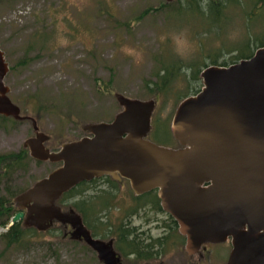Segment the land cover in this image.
<instances>
[{
	"label": "rangeland",
	"instance_id": "rangeland-1",
	"mask_svg": "<svg viewBox=\"0 0 264 264\" xmlns=\"http://www.w3.org/2000/svg\"><path fill=\"white\" fill-rule=\"evenodd\" d=\"M177 1L0 0V48L10 67L4 79L8 95L22 115L36 120L39 132L46 136L45 147L57 150L64 141L89 136V123L112 120L122 109L117 94L154 99L147 138L162 146H179L170 131L179 103L152 95L153 58L163 53L186 64L211 65L213 59L216 64L229 63L239 52L237 47L245 50L249 41L255 50L258 40L264 41V7L248 19L251 5L246 9L244 0L242 5L232 3L210 33L191 12L166 18ZM34 136L29 119H0V153L20 150ZM60 165L59 161L33 159L25 170L15 171L8 179L0 177V194L12 192L13 199ZM127 191L125 185H116V195L126 196ZM77 199L64 200L62 207ZM119 202L121 210L115 209L110 218L116 225L125 221L130 208V200ZM141 215L132 217V223L148 226ZM8 226L0 224V264H103L86 245L64 236V224L57 220L37 235H29L22 247L5 244L2 235ZM220 259L193 263L222 264Z\"/></svg>",
	"mask_w": 264,
	"mask_h": 264
},
{
	"label": "water",
	"instance_id": "water-1",
	"mask_svg": "<svg viewBox=\"0 0 264 264\" xmlns=\"http://www.w3.org/2000/svg\"><path fill=\"white\" fill-rule=\"evenodd\" d=\"M9 65L0 48V115L29 119L35 136L25 141L36 160L61 162L15 197L10 224L45 230L53 220L69 224L105 264L119 261L110 243L92 238L80 215L56 200L84 180L125 178L135 194L157 189L162 208L177 222L186 250L231 238L225 264H264V45L248 58L208 65L202 87L183 98L170 123L176 148L147 138L154 99L117 94L122 109L110 121L89 123L90 136L44 145L36 120L22 115L8 95Z\"/></svg>",
	"mask_w": 264,
	"mask_h": 264
},
{
	"label": "trees",
	"instance_id": "trees-1",
	"mask_svg": "<svg viewBox=\"0 0 264 264\" xmlns=\"http://www.w3.org/2000/svg\"><path fill=\"white\" fill-rule=\"evenodd\" d=\"M246 9L251 5V11L248 10V19L253 18L255 13L264 7V0H244ZM236 3L237 5H242V0H178L176 3V8H172L170 6V10L167 11L166 18L179 16L183 12H191L189 15L197 16L200 18L201 27H206L208 31L211 33L212 30L218 27L219 22L218 18L223 14V11L227 8L232 7ZM246 12V11H245ZM168 17V18H169ZM205 22V24H203ZM203 24V25H202ZM215 27V28H214ZM218 29V28H217ZM220 30V29H219ZM218 30V31H219ZM220 32V31H219ZM262 39L258 40V43L255 47H261L264 45V41ZM256 43V41H255ZM236 48V46H234ZM251 45L245 50H242L237 47L239 51L230 62H223L220 64H216L214 59L211 62V65H228L234 63L242 58L250 57L255 50H251ZM229 49V48H227ZM236 50V49H234ZM230 51V49H229ZM154 66L151 69L150 73V81H151V93L156 98H163L164 100H168L170 97L174 101V104H178L183 98L197 93L201 88V70L208 66L207 63L203 62H192V63H184L178 58H173V55L165 56L163 53H159L157 56L153 58ZM152 118V117H151ZM0 119L8 120L10 122H16L14 118L10 116L0 115ZM171 131V130H170ZM150 132V131H149ZM148 132V133H149ZM148 135V134H147ZM173 137V136H172ZM33 158L29 155V151L26 147H22L18 151H6L0 153V177L8 179L15 171L26 169ZM36 160V159H34ZM40 161V160H36ZM84 182L74 186L70 190L63 193L57 200L56 204L60 206L62 210H68L72 208L74 211L83 213V218L89 224L90 216H92L93 211L98 209H109L113 207V197L111 194H104L103 192H99L96 197L88 198V201L80 202L77 200H73L72 204L67 208L62 207V203L66 199H75L78 196V192L83 186ZM28 188V187H27ZM27 188L22 189L19 193H17L13 199V193H9V195L0 194V224L3 226H8L10 224V220L12 216L17 212L15 197L26 190ZM154 192H149L143 194V196L136 199L139 202H148L152 200H157ZM13 200V201H12ZM61 203V205H59ZM99 204H103L104 208ZM95 213V212H94ZM95 221H99V229H104L106 231H113L119 234L122 239L120 243H127L128 240L125 239V236L128 232L125 229V224L121 219L118 225L110 220L108 222L100 221V219L96 218ZM104 227V228H103ZM103 230V232H104ZM39 230L33 226H24L22 221L19 220L13 224L8 226L6 232L3 233V241L7 246H17L20 247L26 244L25 240L29 239L30 236L37 235ZM104 232V233H105ZM30 235V236H29ZM127 237V236H126ZM129 243H134L132 240Z\"/></svg>",
	"mask_w": 264,
	"mask_h": 264
},
{
	"label": "flooded vegetation",
	"instance_id": "flooded-vegetation-1",
	"mask_svg": "<svg viewBox=\"0 0 264 264\" xmlns=\"http://www.w3.org/2000/svg\"><path fill=\"white\" fill-rule=\"evenodd\" d=\"M82 182H84V184L78 192V201H88L87 197L90 195L92 197H96L99 192L111 194L114 199L113 207L109 209L96 208L93 211L92 216H90L89 219L90 225H88L84 220L83 213L75 211L80 215L92 238L110 243L112 249L116 253V256L119 257V261L115 262L114 264H118L119 262L120 264L122 262H146L147 264H151L153 262H158L159 264L161 262H182V264H187L188 262V264H194L193 262H207L212 260L217 261L216 258L219 257H221L220 260L223 262L222 264L227 262L232 249L231 238H228L223 242L202 243L198 249L192 252H188L186 250L185 236L180 233L177 222L174 220V218L162 208L161 200L157 194V189H153L142 194H135L127 179H116L110 175L94 177L89 180L81 181L80 183ZM116 185H125L128 189L126 192L127 195L123 197L119 194L116 195ZM149 192H154L153 194L156 195L157 200L148 202H139L136 200L143 196V194ZM127 200H130V208L127 210L128 214L126 215L125 221H123V223L125 224V229L130 232H128L126 235L127 237L125 236V239H127L128 242L120 243L122 239H120L121 237L119 234L113 231H104V233L103 229H99L98 227L100 224L99 221H95V219L98 218L101 222H108L111 218V212L113 213L117 208L119 210L122 208L121 206H118L117 202L120 201L119 203H125L123 201ZM141 214H144L145 216L144 223L149 224L146 227L143 226V223L140 225L132 223V217H140L142 216ZM160 215H164V217L162 218ZM92 221H95L94 225L91 223ZM110 221L114 222L112 220ZM64 227V236L71 238L73 241H77L86 245L96 253L98 260L105 264L103 260L99 259L98 253L88 245L83 237H71L70 233L73 229L69 224H64ZM153 229L159 232L155 235L152 232ZM132 240L134 243H129ZM226 242H229V244H226ZM219 246H222L221 250L217 249ZM194 256H198V260L196 257L194 258Z\"/></svg>",
	"mask_w": 264,
	"mask_h": 264
}]
</instances>
